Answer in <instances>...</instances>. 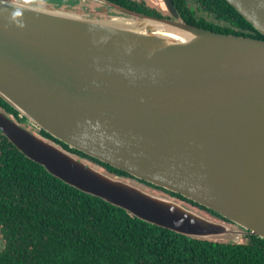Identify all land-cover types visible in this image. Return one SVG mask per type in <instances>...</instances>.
<instances>
[{"label":"water","instance_id":"95a60500","mask_svg":"<svg viewBox=\"0 0 264 264\" xmlns=\"http://www.w3.org/2000/svg\"><path fill=\"white\" fill-rule=\"evenodd\" d=\"M226 1L264 36V0ZM153 2L175 20L0 2V98L127 175L3 111L0 131L55 178L143 222L215 242L264 239V40L185 24L172 0Z\"/></svg>","mask_w":264,"mask_h":264},{"label":"trees","instance_id":"16d2710c","mask_svg":"<svg viewBox=\"0 0 264 264\" xmlns=\"http://www.w3.org/2000/svg\"><path fill=\"white\" fill-rule=\"evenodd\" d=\"M172 1L185 24L264 40L226 0ZM191 2H196V11L189 6ZM0 108L21 123H29L1 98ZM34 131L81 159L100 165L111 175H127L35 126ZM168 193L190 207L206 211L181 195ZM0 238L4 245L0 244V264H264V239L248 236L240 243L215 242L143 222L55 178L28 159L1 131Z\"/></svg>","mask_w":264,"mask_h":264},{"label":"flooded vegetation","instance_id":"af4514ba","mask_svg":"<svg viewBox=\"0 0 264 264\" xmlns=\"http://www.w3.org/2000/svg\"><path fill=\"white\" fill-rule=\"evenodd\" d=\"M18 2L32 3V4H46L71 15H77L87 19H107L112 17H130L126 12H132L136 15L151 16L159 19L175 20V18L168 12L162 11L153 0H15ZM173 2V1H172ZM192 3V2H191ZM193 4V5H192ZM189 4L194 6L196 11V2ZM175 6V5H174ZM176 8V7H175ZM177 13L181 18L178 9ZM198 12V11H197ZM201 16L200 13H197ZM183 21V20H182ZM0 111L5 112L0 108ZM12 116L16 121L20 122L26 128L34 130V125L26 122L21 123L15 116ZM24 118V117H23ZM166 194H169L166 192Z\"/></svg>","mask_w":264,"mask_h":264},{"label":"clouds","instance_id":"9594fccd","mask_svg":"<svg viewBox=\"0 0 264 264\" xmlns=\"http://www.w3.org/2000/svg\"><path fill=\"white\" fill-rule=\"evenodd\" d=\"M0 2H2V0H0ZM19 13H13V15H18Z\"/></svg>","mask_w":264,"mask_h":264},{"label":"rangeland","instance_id":"374dc122","mask_svg":"<svg viewBox=\"0 0 264 264\" xmlns=\"http://www.w3.org/2000/svg\"><path fill=\"white\" fill-rule=\"evenodd\" d=\"M0 241H1V238H0ZM0 244H2V247L4 246L2 242Z\"/></svg>","mask_w":264,"mask_h":264}]
</instances>
